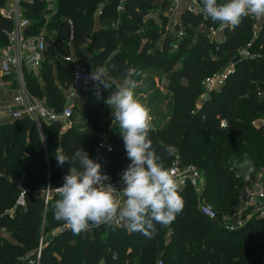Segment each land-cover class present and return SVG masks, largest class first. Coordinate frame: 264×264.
I'll return each instance as SVG.
<instances>
[{
	"label": "trees",
	"instance_id": "16d2710c",
	"mask_svg": "<svg viewBox=\"0 0 264 264\" xmlns=\"http://www.w3.org/2000/svg\"><path fill=\"white\" fill-rule=\"evenodd\" d=\"M4 3L0 0V8ZM117 5H121L119 11ZM164 5L155 0H57L56 32L45 50L49 57L54 54L56 58L44 62L36 76L25 72L26 91L59 111L64 105L61 90L67 88L73 68L63 59L69 52L81 59L85 70L108 67L113 83L108 89L99 86V98L93 86L89 102H82L80 107L73 103L71 118L74 113L84 124L72 121L60 130L61 123L52 121L41 123L38 130L27 117L0 124V229L7 234L0 235V264H35L33 251L39 237L65 223L54 219L59 194H52L45 208L40 198L46 184L51 189L62 185L63 172L78 167L71 159L69 165L58 166L56 148L62 147L69 158L82 148L92 158L97 144L105 142L110 150L100 147L96 152L103 173L112 181L127 168L130 161L120 129L114 125L113 110L105 100L116 89L114 78H125L130 69L139 73L133 75L134 80L149 70H171L167 84L172 96L171 114L164 125L152 129L149 138L166 167L177 155L182 165L203 170L200 199L214 211H226L235 204L240 181L222 165L218 154L221 148L216 143L209 145L211 134L216 133L225 146L232 136H244L247 147L238 155L236 165L247 153L264 178V143L254 141H263L264 135H255L247 122L240 121L264 106V96L259 101L253 96L255 89L264 88V17L253 40L254 20L248 16L235 28L225 27L223 40L215 44L194 29L218 21L181 12L179 21L185 34L171 51L169 39L162 40L160 48L155 47L163 33L164 17L158 15V23L149 15L152 9L161 10ZM42 12L41 3L26 4L25 14L32 20L40 18ZM106 21L115 24L106 25ZM9 29L10 21L0 15V47ZM248 41L249 51L259 56L235 62L223 85L197 105L202 78L228 65ZM83 51L88 53L84 55ZM177 58L180 64L173 69ZM220 120L226 122L224 128L219 127ZM165 146L177 151L169 155ZM18 181L24 192L23 207L15 206ZM179 194L184 201L182 212L169 225L156 224L151 238L130 233L124 226L101 225L80 234L65 227L43 240L36 264H154L158 254L162 264H264V218H251L240 228L227 229L198 213L190 188L181 189Z\"/></svg>",
	"mask_w": 264,
	"mask_h": 264
},
{
	"label": "clouds",
	"instance_id": "9594fccd",
	"mask_svg": "<svg viewBox=\"0 0 264 264\" xmlns=\"http://www.w3.org/2000/svg\"><path fill=\"white\" fill-rule=\"evenodd\" d=\"M202 11L212 21L235 28L244 17H264V0H225L224 3L202 0ZM138 74L130 69L105 100L113 110L111 115L120 129L130 161L120 174L121 189L109 182L111 178L103 173L101 164L84 149H77L71 158L62 147L55 150L58 166L69 165L70 159L73 165H78L69 167L62 185L56 187L60 198L54 204V219L64 221L74 234L123 222L130 233L139 232L151 238L156 224L169 225L183 210L184 201L179 193L184 180L165 166L152 146L149 133L153 129V116L151 108L135 93L136 81L132 77ZM87 79L94 82L98 98L99 86L108 89L113 83L105 66L92 70ZM165 151L172 155L177 149L165 146ZM239 168L248 173L255 171L247 153Z\"/></svg>",
	"mask_w": 264,
	"mask_h": 264
},
{
	"label": "built area",
	"instance_id": "2783aa9c",
	"mask_svg": "<svg viewBox=\"0 0 264 264\" xmlns=\"http://www.w3.org/2000/svg\"><path fill=\"white\" fill-rule=\"evenodd\" d=\"M33 1H37L42 4L43 12L41 16L44 13L51 11L53 6L56 4V0H5L4 5L0 8V15L10 21V29L6 32V42L0 47V80L3 79L4 81H7L5 84H7V87H10L12 90L10 97L4 99L7 102L6 104H3V98L0 97V114H7L9 120L27 117L34 123L38 130H40L41 123L59 121L61 123L60 130H62L72 122L71 116L73 103H64L59 111H55L45 104L44 100L30 95L25 89V72L36 76L44 62H51L52 57L56 58L54 54L49 57L45 53V50L51 41L49 43L46 41L45 35L36 28L34 21L25 14L26 4H32ZM159 2H164V10H162L165 14L178 8H180L178 9L180 12L179 16L181 12L184 11L200 15L202 13V7L199 4V0H159ZM120 9L121 5H117L116 10L119 11ZM96 13L98 16V10ZM250 17L254 20L251 38V40H253L257 35L263 17L257 18L254 15ZM68 24L69 26L71 25L69 20ZM202 25L204 24L199 26ZM224 28L225 27L220 22H217L214 25H204V30L208 39L213 40L216 43L223 40ZM175 35L180 38L183 36V32L178 30ZM70 37L71 36H69V39ZM250 43L251 41H248L237 51L239 60L243 58L252 59L259 56L258 53H252L249 51ZM63 59L72 63L73 66L67 88L78 89L79 93L84 96L82 102H89L94 82L90 79L86 80V78L91 71L80 67L77 63L79 58L72 52L64 55ZM232 68L233 64L229 63L226 67H223L219 71H215L202 78L201 85L204 87V98H207L209 92L217 90L223 85L227 75L231 73ZM262 93L264 94V88ZM75 100H77V98H75ZM218 125L220 128H224L226 126V122L224 120H220ZM100 147H105L107 150H110L109 144H106L105 142L98 143L95 148L94 155L91 158L96 162H98L96 152ZM167 167L174 175L183 178L184 183L181 186V189L188 187L193 191L196 196V209L198 213L209 220H215L216 213L213 208L210 204L200 199V193L204 182L201 171L194 165H182L177 155H174L172 161ZM68 171L69 170H65L63 172V177L68 173ZM109 182L118 189L123 187L120 183V178ZM15 184L19 189L15 198V206L23 207L25 204L23 189L21 188L19 181ZM52 194H58V192L56 188L49 189L48 184L45 185L43 190H40V198L44 208ZM239 194L240 203L239 206H235L239 207L236 215L239 214L241 209L246 212L244 216H241V219L240 216H236V218L231 221L229 226L226 225L225 228L227 229L242 227L251 218H264V178L262 179L258 176L254 180L250 181L248 177H245V179L240 182ZM8 213L10 216L11 212L9 211ZM112 226L125 227L123 222L113 223ZM65 227L67 226L62 225L56 227L49 235H53ZM42 244L43 237L40 236L37 248L33 251L35 264L38 261ZM154 264H162L159 254L155 258Z\"/></svg>",
	"mask_w": 264,
	"mask_h": 264
},
{
	"label": "rangeland",
	"instance_id": "374dc122",
	"mask_svg": "<svg viewBox=\"0 0 264 264\" xmlns=\"http://www.w3.org/2000/svg\"><path fill=\"white\" fill-rule=\"evenodd\" d=\"M223 2L224 0H218V3H223ZM155 3H159V0H155ZM199 4L202 7V0H199ZM178 9L167 12V14H165L163 13L164 9L159 10L155 8V9H152V12L149 13V15L153 17L156 22H158V19H157L158 15H160L161 17H164L163 19H165V25L161 28L163 33L161 34L160 38L157 40L155 47L160 48L162 40L169 39L168 48L171 51H173L177 45V42L180 40V38L175 35L176 31L181 30L184 36L185 30L180 25V21H179L180 12ZM57 11H58V6H57V0H56V4L53 6V9L51 11L44 13L41 16V18L33 19V21L36 22L35 23L36 28L45 35L46 41L48 43L51 41L50 38L54 36L56 32L53 25L54 23L57 22V17L55 16ZM94 15H97V13L95 12ZM201 15L203 18L210 19L203 11ZM113 22L114 21H106L105 23L106 25H110V24L114 25L115 23ZM194 30L200 33H203V34L205 33L204 25L198 26ZM85 43L89 44V41H86ZM208 43L216 44V42H214L213 40H209V39H208ZM66 44H68L67 41H66ZM87 53L88 52L83 51L84 55ZM179 61H180V58H177L175 60V63L172 66L173 69H177V67L180 64ZM77 63L80 67H83L82 61L80 58L77 60ZM226 66L227 65H223V67H226ZM170 72L171 70H169V68L149 70V71H146L144 74H142L137 80H135L136 81V89H135L136 95L151 108V115L153 116V121H152L153 129L159 128L162 125H164L171 114L172 96H171L170 90L167 89ZM123 79L124 78H114V83H116L117 85V83H119ZM201 87H202V92L196 98L197 105L202 100L205 99L204 98L205 97L204 87L202 85ZM66 90L72 96L74 95V97L77 98V100L74 101V103H76L75 106L80 107L84 96L79 93L78 89L66 88ZM253 96L256 97L257 101H259L260 99H262L264 94L262 93V90L255 89L253 92ZM71 119L74 122H79V123L84 122L83 119L75 116L74 113ZM240 121L242 123L247 122L246 124L247 128L252 131H256L255 135L262 137L264 135V106L262 107V110L256 111L254 115L244 116L241 118ZM114 125L118 126L115 120H114ZM230 130L232 131L233 129H230ZM243 139H244V136L234 135L232 136L230 143L225 146L223 139L218 138L216 133L211 134L207 138L209 145L216 143V145H218L217 148L218 149L219 147L221 148V151L218 152V154L220 155L219 157H220L222 165L227 167V169H229L237 177V179L240 182L243 181L245 177H248L249 180L252 181L258 176H260V173H261V168L259 167V165H256L255 163H254L255 171L252 173H248L246 170L241 171L239 166L236 165L238 155L243 154L244 150L247 147ZM254 141L259 145L264 143V140L260 141V140L254 139ZM202 161H203V158L200 159L201 163ZM199 170L201 171V174L203 177V173H204L203 170L201 168ZM201 200L205 201V199H201ZM239 203H240V194L238 195L237 201L231 208L227 209L226 211H220V210L215 211L216 218L214 221H216L219 225L225 228L226 225L229 226L231 224V221L234 218H236V216L238 217L240 216V219H241V216H244L246 211L241 209L239 211V214L236 215V212L238 211L239 207H235V206L236 205L239 206ZM62 225H66L68 227L66 223H63L59 226H62ZM53 229L43 234L44 241L48 238V235ZM31 263L34 264L33 262Z\"/></svg>",
	"mask_w": 264,
	"mask_h": 264
},
{
	"label": "crops",
	"instance_id": "0c3cea01",
	"mask_svg": "<svg viewBox=\"0 0 264 264\" xmlns=\"http://www.w3.org/2000/svg\"><path fill=\"white\" fill-rule=\"evenodd\" d=\"M95 16L97 17V15H95ZM110 25L113 26L112 24H110ZM95 26H98L97 18L95 19ZM5 82H7V81H4L3 79L0 80V97L3 98V104L7 103L4 99H6L7 97H10L11 91H12L10 89V87H7V84H5ZM61 93L64 97V103H70V102L74 103V101H76L74 95L72 96L69 92H67L66 89H62ZM6 121H10L9 117L7 116V114L1 113L0 114V124L4 123ZM81 123L84 124L85 122H81ZM0 235L7 237V234L4 232L3 229H0Z\"/></svg>",
	"mask_w": 264,
	"mask_h": 264
},
{
	"label": "water",
	"instance_id": "95a60500",
	"mask_svg": "<svg viewBox=\"0 0 264 264\" xmlns=\"http://www.w3.org/2000/svg\"><path fill=\"white\" fill-rule=\"evenodd\" d=\"M238 60H239V56H238V55H235V57H233V58L231 59V62H230V63L234 64V63L237 62Z\"/></svg>",
	"mask_w": 264,
	"mask_h": 264
}]
</instances>
